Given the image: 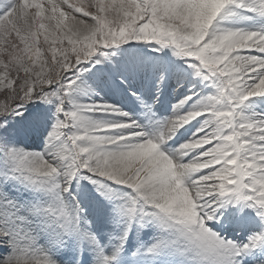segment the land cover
Returning a JSON list of instances; mask_svg holds the SVG:
<instances>
[{"label": "snow or ice", "instance_id": "1", "mask_svg": "<svg viewBox=\"0 0 264 264\" xmlns=\"http://www.w3.org/2000/svg\"><path fill=\"white\" fill-rule=\"evenodd\" d=\"M0 264H264V0H0Z\"/></svg>", "mask_w": 264, "mask_h": 264}]
</instances>
